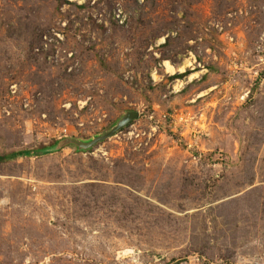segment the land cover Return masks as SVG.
<instances>
[{
  "label": "rangeland",
  "instance_id": "obj_1",
  "mask_svg": "<svg viewBox=\"0 0 264 264\" xmlns=\"http://www.w3.org/2000/svg\"><path fill=\"white\" fill-rule=\"evenodd\" d=\"M0 159V264H264V0H0Z\"/></svg>",
  "mask_w": 264,
  "mask_h": 264
},
{
  "label": "water",
  "instance_id": "obj_2",
  "mask_svg": "<svg viewBox=\"0 0 264 264\" xmlns=\"http://www.w3.org/2000/svg\"><path fill=\"white\" fill-rule=\"evenodd\" d=\"M140 117L138 112H128L123 118L105 135L95 138L93 141L89 143L80 142L77 140H71L73 144L78 146L81 149L89 150L96 145L104 142L105 140H109L112 137L116 136L119 132H121L124 128L129 126L133 121L137 120Z\"/></svg>",
  "mask_w": 264,
  "mask_h": 264
},
{
  "label": "bare ground",
  "instance_id": "obj_3",
  "mask_svg": "<svg viewBox=\"0 0 264 264\" xmlns=\"http://www.w3.org/2000/svg\"><path fill=\"white\" fill-rule=\"evenodd\" d=\"M167 69H168V71H171V72L174 71V68L170 65L167 66ZM180 71L183 72V69H181Z\"/></svg>",
  "mask_w": 264,
  "mask_h": 264
},
{
  "label": "trees",
  "instance_id": "obj_4",
  "mask_svg": "<svg viewBox=\"0 0 264 264\" xmlns=\"http://www.w3.org/2000/svg\"><path fill=\"white\" fill-rule=\"evenodd\" d=\"M2 159H3V158H2ZM2 159H0V161H1Z\"/></svg>",
  "mask_w": 264,
  "mask_h": 264
}]
</instances>
